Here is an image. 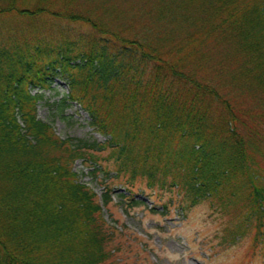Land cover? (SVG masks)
Here are the masks:
<instances>
[{
  "label": "trees",
  "instance_id": "trees-1",
  "mask_svg": "<svg viewBox=\"0 0 264 264\" xmlns=\"http://www.w3.org/2000/svg\"><path fill=\"white\" fill-rule=\"evenodd\" d=\"M58 75L105 141L37 117L32 90ZM78 159L104 173L100 195ZM202 201L235 220L230 240L264 237V0H0V264H125L104 208Z\"/></svg>",
  "mask_w": 264,
  "mask_h": 264
},
{
  "label": "rangeland",
  "instance_id": "rangeland-1",
  "mask_svg": "<svg viewBox=\"0 0 264 264\" xmlns=\"http://www.w3.org/2000/svg\"><path fill=\"white\" fill-rule=\"evenodd\" d=\"M25 25L33 30L32 25L18 18L11 23L17 31ZM68 91L67 80L60 75L48 89H33L32 93L41 95L36 106L37 117L49 123L62 139L71 138L74 143L78 140L105 141L107 137L90 124L86 110L79 103L67 101ZM62 101H65L63 107ZM95 156L102 169L113 176L114 165L107 159L109 152H96ZM73 170L81 182L97 195L101 194L104 189L102 171L92 172L89 162L83 159L74 162ZM108 182L116 193L123 190L122 178L112 177ZM144 190L152 194L150 201L160 196L163 200L168 197L154 189ZM142 195L136 198L143 199L145 195ZM117 201L114 196L113 202ZM109 207L110 216L104 208L103 217L116 235L124 233L118 239L127 241L129 255L125 264H264V237L255 240L251 229L234 241L230 240L235 220L229 222L228 215H221L205 201L188 207L184 213L172 205L165 216L143 210V206L132 208L130 214L123 212L119 205L110 204Z\"/></svg>",
  "mask_w": 264,
  "mask_h": 264
}]
</instances>
